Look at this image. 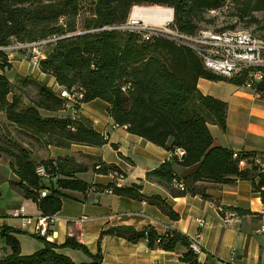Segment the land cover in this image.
Segmentation results:
<instances>
[{
    "label": "trees",
    "instance_id": "obj_1",
    "mask_svg": "<svg viewBox=\"0 0 264 264\" xmlns=\"http://www.w3.org/2000/svg\"><path fill=\"white\" fill-rule=\"evenodd\" d=\"M81 1L0 0V46L43 42L37 62L39 70L52 76L61 90L71 96L63 97L60 90L56 92L26 76L9 80L5 75L9 68L7 55L0 51V112L15 131L29 139L24 144L0 136V157L10 158L9 166L18 177L13 186L23 197L34 201L41 215H52L60 210L62 198L69 196L70 191H110L155 205L171 220L179 218L164 198L144 194L140 184L117 185L116 178L123 172L115 164L100 159L91 164L93 173L113 176V181L102 185L78 177L88 166L72 156L39 159L33 155L35 145L102 146L105 136L94 129L89 118L77 113L81 103L99 98L108 103V113L115 124L171 152V160L145 174L146 180L162 185L171 196L189 194L210 199L202 183L224 185L249 180L264 202V167L256 161L263 154L213 144L208 125L225 129L227 103L203 94L196 86L200 77L236 85L249 83L255 93L264 97V69L259 80L250 78L251 68L224 77L204 68L191 50L161 36L146 39L145 30L125 27L133 6H160L173 9L175 28L194 33L204 29L200 26L204 13L220 8L224 0H90V14L79 27ZM244 3L239 8L240 17L264 8V0ZM254 21L250 16L248 22ZM253 32L264 39V32ZM177 149L182 150L181 156L175 154ZM195 164L187 176L179 177L175 171L176 165ZM39 165L48 174L46 180L35 171ZM41 189L47 190L45 195L40 194ZM8 230L3 227L0 231L10 249L0 251V264H84L59 249L70 247L89 253L69 236L60 246L44 239L42 247L22 254L17 239ZM104 234L132 242L145 239L150 248L167 251L182 246L183 262L206 264L198 261L188 237L175 230L157 234L152 227L140 231L119 227L101 231L100 235ZM93 257L99 260L100 252Z\"/></svg>",
    "mask_w": 264,
    "mask_h": 264
},
{
    "label": "crops",
    "instance_id": "obj_2",
    "mask_svg": "<svg viewBox=\"0 0 264 264\" xmlns=\"http://www.w3.org/2000/svg\"><path fill=\"white\" fill-rule=\"evenodd\" d=\"M23 56L7 54L9 68L5 75L11 81L18 76H27L29 63ZM32 80L46 84L54 91L61 90L52 76L39 70L36 63L32 69ZM197 88L205 95H211L227 103L225 129L209 124L213 144L233 151H255L264 165V97L255 93L248 85H236L227 81H211L198 78ZM78 114L89 118L95 130L103 134L106 142L102 146L72 144L69 148L48 145L34 146L36 156L55 158L72 156L77 162L88 166L78 177L89 182L105 185L113 181L111 174H96L91 164L100 159L115 164L123 176L118 185L140 184L146 195H159L178 213L177 220H171L155 205L145 201L118 196L110 191H70L62 198L57 215L61 218L48 230L45 237L33 232L31 221L40 214L34 201L23 197L13 183L18 177L9 166L10 158L0 157V231L14 236L22 254L31 253L42 247L44 239L62 245L67 237H73L83 244L89 253L80 249L62 247L59 250L77 263L84 264H186L180 259L185 250L179 246L173 251L160 247L150 248L145 239L129 241L123 237L104 234L108 228L130 227L140 231L152 227L157 234L168 229L178 231L195 241L200 252L197 259L206 264H264V236L257 232L261 200L253 191L249 180H237L232 184L214 185L202 183L210 199L199 195L173 197L162 185L145 179L146 172L164 161L171 160V152L127 130L113 122L108 113V103L95 98L80 104ZM261 153V154H260ZM196 164L187 167L176 165L179 177L191 174ZM233 210L236 216L228 223L222 221L223 213L218 209ZM22 210L19 215L14 213ZM85 215L81 223L68 219ZM204 222L199 225L197 219ZM10 249L0 235V251ZM100 252L101 258L93 257Z\"/></svg>",
    "mask_w": 264,
    "mask_h": 264
},
{
    "label": "built area",
    "instance_id": "obj_3",
    "mask_svg": "<svg viewBox=\"0 0 264 264\" xmlns=\"http://www.w3.org/2000/svg\"><path fill=\"white\" fill-rule=\"evenodd\" d=\"M173 16V15H172ZM173 17L164 23H149V25L142 24L134 26L137 30H145L144 37H164L177 46L187 48L195 53L201 60L202 65L207 70L224 76L232 77L240 74L244 69L251 68L250 78L253 80H259L262 77V70L264 69V39L252 30H210L199 29L194 33H185L172 25ZM128 27V26H125ZM43 42H14L8 45L0 46V51L6 55L12 51H22L30 53V58L35 63L42 56V51L39 50L40 44ZM6 70V69H5ZM246 85L249 86V83ZM60 95L70 98L71 96L65 90H60ZM182 150L177 149L175 154L177 156L182 155ZM256 161L263 163L258 157ZM37 175L46 180L48 174L44 168L39 165L35 169ZM122 178L118 175L116 178V184ZM46 189H41L40 194L45 195ZM218 209L223 213L222 221L228 223L233 217L236 216L235 211L225 210L222 206H218ZM22 210L16 211L14 214L19 215ZM259 226L257 232L264 236V202H261L259 209ZM61 218L57 213L52 215L36 216L33 221L30 219H24V223L33 222V232L39 236L45 237L48 234L49 228ZM87 219V216L82 215L79 217L68 219L72 223H81ZM199 225H203L201 218L197 219ZM189 247L194 253H199L200 248L195 241H190Z\"/></svg>",
    "mask_w": 264,
    "mask_h": 264
},
{
    "label": "rangeland",
    "instance_id": "obj_4",
    "mask_svg": "<svg viewBox=\"0 0 264 264\" xmlns=\"http://www.w3.org/2000/svg\"><path fill=\"white\" fill-rule=\"evenodd\" d=\"M244 0H224L223 5L215 10L208 11L204 13V19L200 22V26L204 29L210 30H218L223 28V30L231 29V30H253L258 32H264V29H260L261 27L264 28V8L259 10H254L250 13V15H246L240 17L241 11L239 8L245 5ZM251 4V2L249 3ZM134 7V6H133ZM131 8L130 12L128 13L126 26L132 28L134 26L139 25H149V23L143 22H131L130 20V13L133 9ZM141 7V6H140ZM148 7V6H143ZM172 9L171 7H166ZM92 9L90 0H82L81 1V8L79 10V15L77 17L78 26H81V21L85 16H89L90 10ZM250 16L256 20L254 22H248L250 20ZM173 17V16H172ZM211 20V21H209ZM232 26V27H229ZM39 50L43 52V48L39 47ZM14 52L15 56H23L25 55L24 59L29 63L28 72L29 74L26 77L32 78V69L36 63L31 60L30 53L22 52V51H12ZM31 93V91H30ZM32 94V93H31ZM0 136H2L5 140H10L13 138L14 140L22 143L29 142V139L25 134L17 132L13 129L12 125H10L2 112H0ZM7 144V141H5ZM36 152V151H35ZM33 152V155L36 153Z\"/></svg>",
    "mask_w": 264,
    "mask_h": 264
},
{
    "label": "bare ground",
    "instance_id": "obj_5",
    "mask_svg": "<svg viewBox=\"0 0 264 264\" xmlns=\"http://www.w3.org/2000/svg\"><path fill=\"white\" fill-rule=\"evenodd\" d=\"M172 18V10L160 6H135L130 13L131 22L164 23Z\"/></svg>",
    "mask_w": 264,
    "mask_h": 264
},
{
    "label": "water",
    "instance_id": "obj_6",
    "mask_svg": "<svg viewBox=\"0 0 264 264\" xmlns=\"http://www.w3.org/2000/svg\"><path fill=\"white\" fill-rule=\"evenodd\" d=\"M172 10V15H173V9H171Z\"/></svg>",
    "mask_w": 264,
    "mask_h": 264
}]
</instances>
